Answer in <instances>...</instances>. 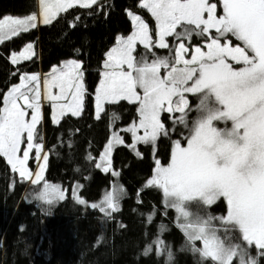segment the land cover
<instances>
[{"label":"snow or ice","instance_id":"snow-or-ice-1","mask_svg":"<svg viewBox=\"0 0 264 264\" xmlns=\"http://www.w3.org/2000/svg\"><path fill=\"white\" fill-rule=\"evenodd\" d=\"M76 5L84 9L94 5L98 10L104 7L99 0H55L54 3L37 0L39 15L33 12L23 18L0 19V44L29 32L38 23L50 24L59 13ZM138 7L154 17L156 39L153 40L149 25L140 15L127 13L135 31L119 38L117 46L106 54L105 71L95 97L97 115L105 102H138L139 124L134 123L127 130L137 132L143 128L144 135H136L135 140L148 144L161 135H169V129L160 119L161 113H178L172 119L174 124L188 129L186 146L180 140L174 141L170 162L162 165L157 160L155 174L146 186L161 189L166 203L178 210L185 221L180 227L190 251L198 253L201 260L211 264H258L264 257V0H220V14L218 4L212 0H142ZM193 36L201 39L200 45L186 47L185 42H190ZM169 37L175 45L170 46ZM137 43L146 50L139 59L134 55ZM33 48L29 43L20 53H12L11 64L31 60L35 55ZM153 49H166L169 55L159 56ZM148 56L153 57L150 62ZM161 69L166 70L164 76ZM33 83L35 87H29ZM45 83L46 99L54 109L59 108V117L67 112L80 114L84 94L80 62H66L62 68L54 69ZM54 87L59 88L58 95L52 93ZM138 88L143 90V95L137 92ZM69 92L74 108L58 104L68 98ZM186 94L199 97L194 109L197 116L191 127L188 114L193 109ZM41 119L39 77L24 74L21 83L13 85L3 97L0 157L12 172L19 173L20 180L36 184L43 178L48 163V155L39 154L42 143L34 142L40 139L37 125ZM54 119L59 123V119ZM220 122L225 127H217ZM229 122L231 127L227 126ZM122 143V138L114 133L101 157L105 162L103 171H110L109 154ZM131 147L136 150L135 144ZM30 158L43 161L35 174L27 167ZM44 188L47 191L50 186L45 184ZM73 195L77 203L97 209L109 219L120 210L113 193H106L100 203L91 205L78 194ZM41 198H45L43 194ZM59 198H64L63 192ZM222 198L227 206L226 215H193L185 209L186 203L195 202L206 212ZM147 219L151 222L152 214ZM102 241L103 237H98L96 246ZM196 241H202V247H196ZM153 243L157 255H163L167 249L166 264H171L170 248L159 237ZM250 248L256 249L255 257L251 256ZM152 250L153 244H149L142 255L147 256Z\"/></svg>","mask_w":264,"mask_h":264},{"label":"trees","instance_id":"trees-1","mask_svg":"<svg viewBox=\"0 0 264 264\" xmlns=\"http://www.w3.org/2000/svg\"><path fill=\"white\" fill-rule=\"evenodd\" d=\"M139 1L99 0L103 10L96 5L91 9L76 5L61 12L50 24L0 44V108L6 91L19 82L24 71L40 67L49 70L68 58L82 60L86 87L80 115L66 114L54 123L46 112L45 121L38 127L37 141H44L48 155L46 173L38 184L20 180L0 157V264H166L167 249L163 255L156 253L153 242L157 237L172 251L171 264H211L190 251L187 238L176 223L175 211L163 203L162 191L146 186L154 164L149 145H141L145 150L143 157L127 146L116 148L113 163L120 170L126 192L122 208L111 219L72 197L78 182L83 183L81 194L89 201L100 198L110 187L113 176L96 167V158L109 137L112 123L121 127L138 118V103H106L97 117L94 101L106 51L119 34L132 30L128 10L138 11L152 22L149 12L138 7ZM212 2L220 5V0ZM36 11L37 0H0V17ZM31 40L40 46V58L11 64V52ZM195 43L200 44L201 39ZM196 114L195 110L190 113ZM163 122L169 135L159 137L158 154L165 157L170 155L173 140L180 137L185 141L189 131L174 124L167 112ZM34 162L35 158H31V167ZM45 184L50 186L47 191ZM61 192L63 199L59 198ZM42 194L45 198H41ZM220 204L221 207H209L201 213L225 212L224 201ZM149 214L151 222L147 219ZM101 236L103 241L96 246ZM149 244H153L152 252L142 255ZM258 264H264V257Z\"/></svg>","mask_w":264,"mask_h":264},{"label":"rangeland","instance_id":"rangeland-1","mask_svg":"<svg viewBox=\"0 0 264 264\" xmlns=\"http://www.w3.org/2000/svg\"><path fill=\"white\" fill-rule=\"evenodd\" d=\"M52 2L54 3L55 0H52ZM140 3H142V0L139 1L138 5H139ZM216 3H217V2H216ZM217 4H218V3H217ZM219 9H220V5L218 4V14H220ZM147 11H148V10H147ZM128 12H132V13L138 14V15H140V16L145 20V22L149 25V27H150V29H151V34H152V36H153V40H155V39H156V33H157L158 29H157L156 21H155L154 17L151 16V18H152V22H151V21L148 19V17L142 15V14L139 13L138 11H135V10L129 9ZM148 12H149V11H148ZM36 13L39 15V9H38V8H37ZM59 14H60V13H59ZM59 14H58V15H59ZM149 14H150V12H149ZM58 15H57V16H58ZM150 15H151V14H150ZM6 16H11V17H14V18H15V17L23 18V17H25V16H27V15H14V14H8V15H4V16L0 17V19H3V18L6 17ZM57 16H56V17H57ZM129 18H130V20H131V17H130V16H129ZM53 20H54V19H53ZM53 20H52V21H53ZM131 23H132V30H131L129 33H126V34H123V33L119 34V35L117 36L115 42H114V43L108 48V50H107L106 53H105V57H104L103 60H102V64H101V68H100V74H101V77H100V80H99V82H98V84H97V87H96V90H95V97H96L97 89H98V87H99V83H100L101 79L103 78V72L105 71L103 65H104V62H105V60H106V58H107V57H106V54H107V53H108L113 47H116V46H117L119 38H121V37L126 38V37H128L129 35H131V34L135 31V26H134V23L132 22V20H131ZM42 24H43V23H38V26H37L36 28L40 27V25H42ZM34 29H35V28H34ZM31 30H32V29H31ZM177 30H179V29H177ZM213 31H214V30H213ZM198 39H200V38L197 37V36H193L190 42H189V41H186V42H185V43H186V47L194 48L195 46H199L200 44H196V43H195V40H198ZM167 40H168L170 46L175 45V41L173 40V38L169 37V38H167ZM5 41H6V40H5ZM29 43H31V44L34 46L33 50H34V52H35V55L32 57V59H34V58H40V46L38 45V43H37L36 40L28 41V42L25 43L20 49H18V50H13V51L11 52V54L14 53V52H15V53H20V52L24 49V47H25L27 44H29ZM233 43L235 44V43H237V41L233 40ZM140 47H143V45L137 43V45H136V52L134 53V55H136L138 59H139V55H140L141 53H143V52L146 51L145 49H141ZM143 48H144V47H143ZM153 51L156 52V54L159 55V56H167V55H169V52H168V50H166V49H153ZM11 54H10V56H11ZM186 58H190V56H189V57H186ZM32 59H31V60H32ZM147 59H148L149 62H150V61L153 59V57H152V56H148ZM24 61H28V60H21V62H24ZM70 61H78V62H80V63L82 64L83 86H84V94H83V97H82V111H83V108H84V101H85V97H86V94H85V91H86V87H85V73H84V68H83V62H82V60H80V59H78V58H68V59L61 60L59 63H56V64L52 65L51 68H50L49 70H43V69L40 67V69H32V70L24 71V72L21 74V76H20V80H19V82L14 83V84L11 85V87H12L13 85L20 84V83H21V77H22L24 74H28V75L35 74V75H37V76L39 77L40 91H41V112H42V119H41L40 123H38V125H37V129H38V127L40 126V124H41L42 122L45 121L46 112L49 113V115H50V117H51V119H52V121H53L54 123H57V122H56V119H54V117L57 118V119H59V121H60V120L65 116V115H64L63 117H59V115H58V114H59V108L54 109V108L51 106V103H50L49 101H47V99H46L47 88H46V83H45V81H46L47 79H50L51 74H52V72H53L54 69L62 68V67L65 65L66 62H70ZM165 74H166V70H165V69H161V75L164 76ZM11 87H10V88H11ZM29 87L34 88V87H35V83L30 84ZM10 88H9V89H10ZM9 89L6 91V93L9 91ZM51 91H52V93H53L54 95H58V94H59V88H58V87H54V88H52ZM137 92H138L139 94L143 95V90H142V89H139V88H138V89H137ZM6 93H5V95H6ZM186 95H187V98H188V100H189V102H190V107L194 110L195 107H196V105H197L198 102H199V97L196 96V95H194V100H192V96H193V94H186ZM67 96H68L67 99H62L61 101L58 102V104H61V105H72L73 108H74V107H75V103L71 100V92H69V93L67 94ZM21 103H22V102H21ZM106 103H107V102H105V103L102 104V110L99 112V115H97V107H96L97 101H96V99H95V101H94V104H95V115H96L97 117H99V116L101 115L102 111L104 110V107H105V104H106ZM136 103H138V102H136ZM2 107H3V105H2ZM2 107H1V108H2ZM138 108H139V103H138ZM25 110L28 111L29 114H31V110H30V109H27V108H26ZM65 111L67 112V108L65 109ZM82 111L80 112V114L82 113ZM164 113H165V112H162V113H161V116H160V119H161L162 122H163V114H164ZM190 113H191V112H190ZM190 113L188 114V120H189V121L192 120V118L194 119V117L197 116V114H196L195 116H192V115H190ZM67 114H71V113H70V112H67ZM80 114H79V115H80ZM178 115H179V114H177V115H176V114H169V117L172 119L173 116H178ZM76 116H78V115H76ZM139 120H140V114H139V111H138V118L135 119V120H133V121H131L130 123H128V124H126V125H123V126H121V127H116L115 124L112 123L111 126H110V134H109V137H108L106 143L104 144V146H103V148H102L100 154H99L98 157L96 158V163H95V164H101V167H99V169L103 170V166H104V163H105V162L101 161V157L104 155V150H105L107 144L112 140V137H113V134H114V133H115L116 135H118L120 138H122L123 143H122V144H118V145H116V146L112 149V151L110 152L109 157H108V159H110V161H111V166H110V171H109V173L113 176V178H112V180H111V185H110V187H109V188H108V189L102 194V196H101L100 198H98V199H96V200H91V201H89V200H87V199L81 194V188H82V186H83V183H82V182H78V183L75 185V187H74V189H73V191H72V197H73V198H74V195H73V194L76 193V194H78V195L80 196L81 199H84V200L87 202L88 205H91V204H93V203H100V202L102 201V199L104 198V196H105L106 193H113V194L116 196L117 201H118V203H119V207H120V209H121V208H122V201H123V198L125 197L126 187H125L123 181L121 180V177H120V170H119L118 168H116V167L114 166V163H113L114 152H115V150H116L117 147H119V146H127V147H129L130 149H132V151H133L136 155H137V152H138L139 155H137V156H139V157H143V156L145 155V150L141 147V145H149V146H150V154H151V157H152V159H153V163H154V164H153V168H152V173H151V175H150V176L148 177V179H147V181H148V180L151 179V177L155 174V168H156V161H157V160H159L160 163H161L162 165H166L167 163L170 162V158H171V153H172V149H173L174 141H176V140H180L182 146H186V139H185V141H183L182 138H180V137H176V138L173 140V144H172V149H171L170 155L163 157V155L158 154V140H159V138H158L154 143H148V144H145V143H142V142L137 143L136 140H135V136H136V135H140V136L144 135V131H145V130H144L143 128H139L137 132H131V131H128L127 129H129L134 123L138 125V124H139ZM163 124L165 125L164 122H163ZM189 124H190V122H189ZM177 125H181V124L177 123ZM216 126H217V127H220V128L225 127V125H224L223 122L217 123ZM227 126H228V127H231V122H229ZM34 142H35V143H42V145H43V150H42V152H40L39 154H40L41 156H43V155H47V152H46V149H45V145H44V141H43V140H42V141H37V140H35ZM133 144H135V149H136L135 151H134L133 148L131 147V145H133ZM24 147H25V146L22 144V145H21V148L23 149ZM35 152H36V149H33V153H35ZM30 160H31V158H30L29 161H28L27 167L30 169V171H31L33 174H35L36 172L39 171L38 164H42L43 161L41 160V161L38 162V161L35 159V162H34L35 165H34L33 167H31V165H30ZM47 165H48V163H47ZM97 168H98V167H97ZM46 170H47V166H46V169H45V171H44V173H43V177H44V175H45V173H46ZM104 172H105V171H104ZM113 172L119 173V175H118V176H117V175H113ZM16 173H17V175L19 176V173H18V172H16ZM33 179H35V176H34V175H33ZM41 180H42V179H41ZM29 181L32 182L31 180H29ZM147 181H146V182H147ZM77 185H79L80 187L77 188ZM121 189H122V191H121ZM160 190H161V189H160ZM161 191H162V190H161ZM162 194H163V191H162ZM222 200H223V198H222L221 200L217 201L215 204L211 205L210 207H215V206H217V207H221V204H220V203H222ZM223 201H224V200H223ZM163 203H164V205H165L166 207L172 208V209L175 211V214H176V223H177V225H178L179 227H180L181 224L185 223V221L180 217V213L178 212V210H177L176 208L170 207L169 204L166 203V201H165V197H164V194H163ZM224 203H225V205H226V202H225V201H224ZM208 208H209V207H208ZM185 209H186V211H188L189 213H192L193 215H195V214H199L200 216H204V215L201 213V212L204 211V210H202L201 208H199V207L195 204V202L186 203V204H185ZM226 210H227V206H226L225 212H222V211H219V212L214 211V213H213V214L211 213V215H212V216L226 215ZM180 228H181V227H180ZM181 230L183 231L182 228H181ZM183 232H184V231H183ZM184 234H185V233H184ZM196 246H197L198 248H199V247H202V241H196ZM249 252H250L251 256H253V257H255V256L257 255V251H256L255 248H250V249H249Z\"/></svg>","mask_w":264,"mask_h":264}]
</instances>
